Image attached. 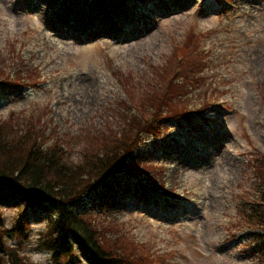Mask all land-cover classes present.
Here are the masks:
<instances>
[{
	"label": "rangeland",
	"instance_id": "374dc122",
	"mask_svg": "<svg viewBox=\"0 0 264 264\" xmlns=\"http://www.w3.org/2000/svg\"><path fill=\"white\" fill-rule=\"evenodd\" d=\"M226 1L230 10L220 0H0V66L15 46L20 64L36 66L42 78L37 88L0 92V120L10 111L49 109L46 122L57 126L58 136L111 119L116 102L126 98L113 70L132 72L142 85L152 78L162 84L152 66L164 65L187 30L207 32L199 43L211 59L203 89L216 83L225 94L214 96L228 109L212 108V125L194 117L193 124L171 121L159 139L145 138L140 156L163 166L153 176L155 188L124 176L113 196L88 199L100 219L117 222L120 233L162 260L156 264H264L261 240L240 218L257 194L252 159L264 158V0ZM71 144L70 161L77 162L79 142ZM12 202L0 195L7 227L19 210ZM51 218L53 210L29 215L22 249L38 264H50L49 253L35 244ZM87 260L74 245L58 264Z\"/></svg>",
	"mask_w": 264,
	"mask_h": 264
},
{
	"label": "trees",
	"instance_id": "16d2710c",
	"mask_svg": "<svg viewBox=\"0 0 264 264\" xmlns=\"http://www.w3.org/2000/svg\"><path fill=\"white\" fill-rule=\"evenodd\" d=\"M200 36L189 30L174 45L164 65L152 66L162 84L156 85L152 78L142 85L131 73L113 70L126 98H120L111 119L95 129H84L76 136H58L59 131L53 126L46 133V109L28 115L10 111L8 117L0 120V195H8L13 201L9 206L19 208L10 227L0 211V264H38L29 260L22 249L23 241L29 237L28 212L50 210L55 218L49 219L35 244L36 249L49 253L50 264L73 255L75 244L85 249L86 264H152L156 259L162 262L154 259L144 244L146 252L142 251V244L133 236L120 233L117 222L100 223L90 208H84L92 203L88 202L89 197L97 193L113 196L124 176L155 188L157 181L153 176L161 171L134 163L132 150L146 137L160 136L166 121L192 124L193 117L208 110L205 99L217 87L213 86L210 92L203 89L204 77L199 73L206 67L204 57L208 52L199 48ZM13 50L1 58L7 65L0 66V91L14 85H36L31 76L40 75L37 68H24L28 76H22L15 46ZM176 55L183 58L180 72L173 75ZM74 139L79 142L77 162L70 161ZM252 160L258 161L254 171L259 182L257 194L243 206L240 218L254 227L264 252V158ZM150 169L152 173L148 172ZM10 238L17 239V243L11 245Z\"/></svg>",
	"mask_w": 264,
	"mask_h": 264
},
{
	"label": "bare ground",
	"instance_id": "6f19581e",
	"mask_svg": "<svg viewBox=\"0 0 264 264\" xmlns=\"http://www.w3.org/2000/svg\"><path fill=\"white\" fill-rule=\"evenodd\" d=\"M107 34V33H106Z\"/></svg>",
	"mask_w": 264,
	"mask_h": 264
}]
</instances>
